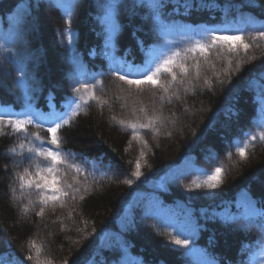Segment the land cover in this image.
<instances>
[{
	"label": "trees",
	"instance_id": "16d2710c",
	"mask_svg": "<svg viewBox=\"0 0 264 264\" xmlns=\"http://www.w3.org/2000/svg\"><path fill=\"white\" fill-rule=\"evenodd\" d=\"M57 2L75 5L70 25ZM108 2L0 0V112L16 113L4 115L5 121L26 119L20 113L29 104L47 115L52 97L55 111L64 112L66 98L80 86L77 80L91 89L81 91L87 103L57 133L62 155L73 153L68 163L81 169L76 173L61 165L60 178L73 183L75 177L80 190L75 199L71 194L65 199L64 207L48 205L43 217L36 215L41 207L36 192L21 189L17 179L25 168L34 175L40 161L23 159L20 145L26 154L39 145L35 135L50 139L47 129L54 125L37 121L26 133L0 125V259L25 258V264H72L77 259L79 264H102L106 258L124 264H207L213 259L218 264H264V217H253L247 227L242 219H226L243 216L248 199L264 210V141L259 139L264 127L258 90L250 84L253 79L264 83V37L259 35L264 31V0H161L158 11L149 7V0H117L121 31L114 50L104 46L102 5ZM225 25L243 31L217 34L242 35L250 46L246 52L230 53L219 45L207 56L198 49L188 51L197 40L207 42L200 35L204 28ZM65 27L75 36L83 76L67 55ZM149 48L163 55L180 53L177 62L188 68L187 75L177 69L178 82L168 93L148 84L137 89L112 74L106 52L142 65ZM170 79L160 77L165 83ZM90 94L107 103L89 99ZM140 108L162 115V120L158 133L141 130L133 139L132 131L116 120L134 123L140 117L143 122ZM237 147L245 149L244 158ZM137 161L139 179L132 175ZM216 167L223 172L218 188H189L207 179L201 169L210 175ZM240 198L247 199L241 203ZM181 227L197 229L187 237L192 241L188 249L171 240Z\"/></svg>",
	"mask_w": 264,
	"mask_h": 264
},
{
	"label": "snow or ice",
	"instance_id": "6c2138e0",
	"mask_svg": "<svg viewBox=\"0 0 264 264\" xmlns=\"http://www.w3.org/2000/svg\"><path fill=\"white\" fill-rule=\"evenodd\" d=\"M57 7L62 9L63 15L66 17V24H71V16H72V8L75 7L74 4H63L57 2ZM117 0H109L108 3L102 5L104 9V16L102 17V22L105 25L104 28V46L105 48H113L114 50V38L121 31V25L119 21L116 19V9L118 8ZM149 7H151L154 11H158L163 4L161 0H149ZM264 27V25H261ZM235 31L237 33L242 32V29H232L230 26L225 25L222 28H204L200 33L202 40L207 41L206 43H202L201 40H197L193 48L188 49V51H196L197 49L204 56H207L210 48L216 46H226L227 51L230 53H236L240 48H243L246 52L250 47L249 44L244 42V37L240 34L237 35H218L219 32H230ZM62 35H66V52L71 60V62L77 66L78 75L83 76L84 73L80 71L82 65L80 60L76 54L75 50V36L70 27H65ZM259 35L264 37V31L260 32ZM141 43L142 42H138ZM94 51H90L89 55H94ZM109 60L113 66V73L117 76L120 81L125 82L129 86H136L137 89H141L143 85L148 84L153 88L163 89L164 93H168L171 86L178 82L177 69L182 75H187L188 68L182 64L177 62V58L180 56L178 52H171L170 54L163 55L159 54L155 49L149 48L145 53V60L142 65H134L128 64L125 61H121L117 59L112 53L106 52ZM231 64V61H229ZM199 65H197V68ZM239 65L237 68L239 69ZM123 73V74H121ZM161 75L170 76V80L166 83L160 80ZM132 77H140V78H132ZM261 79H264V72L260 73ZM92 79H95L93 76ZM17 81L20 85H24V79L22 76L17 77ZM76 83L80 85L79 87L73 88L74 96H68L65 101L66 110L62 113H58L55 111V105L53 103L54 97L48 100V105L51 111L47 115H41V113L37 111H33L31 109V105L29 104L26 111L20 113L26 117V119H8L4 120V115H8L11 117L16 113H13L11 110H6L4 112H0V125L11 127L14 132L21 133L27 131V126L32 125L39 121V123L43 124L44 122H49L54 126L49 127L47 132L50 134V139L44 140L38 134L35 135L34 139L39 142L38 146H33L24 150V146L20 145L21 154L23 159L35 160L39 159L40 163L36 165L35 174L31 173L29 169H24V174L18 175L17 179L20 181V188H28L32 189L36 192L37 201L41 205L39 212L36 215L43 217L45 214V208L48 205H53V207L59 204L60 207L65 206V199L68 198L71 194V198L75 199V193L80 189L78 186L79 181L72 177L73 183H67L61 180L59 175V166L64 165L76 173L81 171L80 167L76 164L68 163V156L74 155L73 153L63 154L61 153L60 148V139L57 135L58 130L63 126L68 125L71 121L72 117H75L78 114V109L80 108L82 103H87L82 96H80L81 91H88L91 93V89L89 88L87 83H83L81 80H77ZM97 84H102L101 81H96ZM179 83H183V80H179ZM205 83H209L205 81ZM250 84L254 86L257 92V101L259 105V112L261 115V119L259 121L260 125L264 127V83H261L260 80L253 79L250 81ZM231 91V88L229 89ZM51 96V94H49ZM89 99L98 100L101 105L106 104L107 101H100L98 97L94 94H90ZM119 99V97L117 98ZM165 96H161L160 100L163 101ZM170 100V97H169ZM75 105V107H73ZM136 111L135 109L133 110ZM139 111L143 114L142 119L143 122H140L141 118L138 117L136 122H128L125 120H116V117H112L113 120L120 125H122L125 129H130L132 131L133 139L139 138V133L141 130H151L153 132L158 133L159 129L157 128V124L161 122L162 115H156L153 113L149 115L147 110L144 108H140ZM257 136H252V140H256ZM259 139L264 141V132L259 133ZM145 145H147V141H143ZM9 152L13 155L17 154L16 148L9 149ZM237 152L239 155L244 158L246 156L245 149L243 147H237ZM144 153L141 152V156ZM21 160V163L23 162ZM85 162L87 163V158H85ZM93 168H97L98 165L95 161L92 162ZM140 163L137 161L136 170L132 173L137 179L142 175L140 171ZM203 174L207 175V179L202 181L201 183H193V185H189V188H207V189H216L219 187L221 183H223V172L222 167H216L214 171L208 175V171L205 169L200 170ZM127 184L131 185L133 183L132 180H127ZM14 191V190H13ZM81 200L84 199L83 196L80 197ZM248 208L250 212L245 213L241 217L229 216L226 219L231 221H236L237 219H242L245 221V227L250 225L253 222V217L261 216L264 217V210H257L256 204L251 199L247 200ZM27 211V209H25ZM196 227L185 228L181 227L176 236H171V240L175 245L181 246L185 249H188L192 241L187 237H194L196 233ZM185 236L186 238L180 239L179 236ZM260 243L261 246H264V225H261V233H260ZM103 246V245H102ZM121 249H123V245H121ZM120 253L116 252L115 256H119ZM27 260H31L32 257L28 256ZM0 264H4L3 260L0 259ZM8 264H25V258H20L19 260H10ZM37 264L39 262L37 261ZM67 264V262H65ZM72 264H79L78 259L74 260ZM90 264H94V262H90ZM102 264H124L122 259H104L102 260ZM207 264H218L217 261L210 260Z\"/></svg>",
	"mask_w": 264,
	"mask_h": 264
},
{
	"label": "rangeland",
	"instance_id": "374dc122",
	"mask_svg": "<svg viewBox=\"0 0 264 264\" xmlns=\"http://www.w3.org/2000/svg\"><path fill=\"white\" fill-rule=\"evenodd\" d=\"M241 200L244 201L245 199L243 198V199H241ZM257 210H258V208H257ZM248 212H250V209H249ZM28 222H30V221H28ZM10 260H13V259H6V260H4L3 262H4V264H8V262H9Z\"/></svg>",
	"mask_w": 264,
	"mask_h": 264
},
{
	"label": "bare ground",
	"instance_id": "6f19581e",
	"mask_svg": "<svg viewBox=\"0 0 264 264\" xmlns=\"http://www.w3.org/2000/svg\"><path fill=\"white\" fill-rule=\"evenodd\" d=\"M241 203H243V201H240Z\"/></svg>",
	"mask_w": 264,
	"mask_h": 264
}]
</instances>
